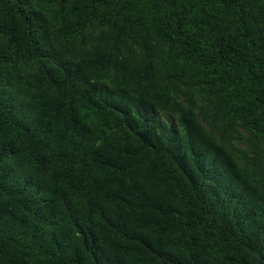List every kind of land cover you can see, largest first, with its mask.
<instances>
[{
    "label": "trees",
    "instance_id": "16d2710c",
    "mask_svg": "<svg viewBox=\"0 0 264 264\" xmlns=\"http://www.w3.org/2000/svg\"><path fill=\"white\" fill-rule=\"evenodd\" d=\"M0 264H264V0H0Z\"/></svg>",
    "mask_w": 264,
    "mask_h": 264
}]
</instances>
